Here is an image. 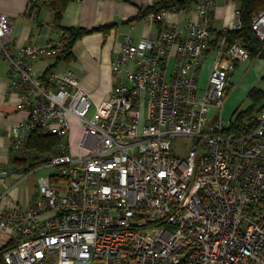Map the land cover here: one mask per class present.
I'll return each instance as SVG.
<instances>
[{
    "label": "built area",
    "instance_id": "obj_1",
    "mask_svg": "<svg viewBox=\"0 0 264 264\" xmlns=\"http://www.w3.org/2000/svg\"><path fill=\"white\" fill-rule=\"evenodd\" d=\"M216 3L199 0L200 20L184 32L125 36L103 102L71 67L36 72L61 55L62 30L20 44L0 13V59L24 113L11 130V188L41 168L58 170L39 178L31 204L0 208L6 264H264V107L253 124L223 117L232 73L252 59L226 36L211 47ZM235 15L230 29L239 30ZM252 28L264 42V8ZM37 132L59 142L40 152L30 146ZM177 137L187 138L186 156L176 155ZM15 170L0 165V183Z\"/></svg>",
    "mask_w": 264,
    "mask_h": 264
},
{
    "label": "crops",
    "instance_id": "obj_2",
    "mask_svg": "<svg viewBox=\"0 0 264 264\" xmlns=\"http://www.w3.org/2000/svg\"><path fill=\"white\" fill-rule=\"evenodd\" d=\"M156 0H70L63 11L61 25L93 29L103 27L107 31L96 30L79 38L72 50V58L68 61H57L56 57H45L36 65V72L41 75L51 64L59 67H71L80 77L82 87L89 92L92 99L106 101L110 97L115 83L114 71L111 65L113 57L121 50L124 38L132 37L134 43L143 39L156 37L162 30L176 27L184 32L187 29L188 20H200L195 7L186 11L166 10L163 20H151L150 15L155 12L144 13ZM30 0H0V13L6 14L13 26V37L20 44L38 42L46 43L57 35L59 30L54 24L55 11L49 6L32 9ZM237 5L233 0H217L212 9L210 27L214 30L230 28L235 20ZM162 11V10H161ZM255 62V66H252ZM238 65V64H237ZM211 62L207 60L203 66L202 78L205 79L210 71ZM237 67V66H236ZM254 68L264 73V59H252L247 67L236 68L232 73V84L228 91L223 114L226 117L240 109L246 108L251 102L242 107L239 96L236 95L237 86L244 77L245 68ZM250 68V69H252ZM9 65L0 59V165L14 166L10 162L11 130L14 123L24 116L19 111V96L9 91ZM256 86L248 82L240 94L249 93ZM259 87V85H257ZM3 183H0V208L15 204H31L38 195L37 182L23 194L18 187L11 188L18 178L17 170L14 171ZM8 240L7 236L0 232V246Z\"/></svg>",
    "mask_w": 264,
    "mask_h": 264
},
{
    "label": "trees",
    "instance_id": "obj_3",
    "mask_svg": "<svg viewBox=\"0 0 264 264\" xmlns=\"http://www.w3.org/2000/svg\"><path fill=\"white\" fill-rule=\"evenodd\" d=\"M31 1V0H30ZM237 8L241 12L242 28L236 29H223V30H212L214 33V40L211 42V47L223 36L227 37V43L231 44L235 41L241 42L250 52L251 59L257 57L264 59V42L260 40L255 34L252 28V18L254 15L259 13L264 8V0H233ZM70 0H34L30 5L32 9L41 8L44 5H49L54 11V24L59 30H62L65 38V45L61 55L57 56V61L55 64L60 63V61H68L72 58V50L75 42L81 38L83 35L92 33L96 30L107 31L106 28L99 27L93 29H82L75 27H64L61 25L62 14L67 7ZM199 3V0H156L155 3L146 9L144 13H159L161 10H176V11H186L188 12L194 8ZM229 91V90H228ZM249 98L251 104L246 108L240 109L233 114L234 125L240 124H253L257 118V113L264 107V104H260L261 99L264 98V90L253 88L249 92ZM59 138L57 136H46L39 132L35 133L33 136V141L31 142V147L39 150L40 152H45L51 150L57 143ZM10 247V243L5 246L0 247V264H6L4 261V253Z\"/></svg>",
    "mask_w": 264,
    "mask_h": 264
},
{
    "label": "rangeland",
    "instance_id": "obj_4",
    "mask_svg": "<svg viewBox=\"0 0 264 264\" xmlns=\"http://www.w3.org/2000/svg\"><path fill=\"white\" fill-rule=\"evenodd\" d=\"M259 58V57H257ZM256 59V58H255ZM252 60H250L249 62H245V63H239L237 65L236 68H240L241 66L247 67L250 62ZM252 66H255V62H252ZM252 68V67H250ZM250 68H245L244 70V77L243 79L240 81V85L237 86V88L235 90H237L236 95L239 96L240 99V103L242 105V107L248 105L251 100L249 98V93L244 92L243 95L240 96V94L243 92V89L245 88V85L248 82H251V86H256L255 89H261L264 90V73L261 76H258L259 72L256 69V67L250 69ZM257 85H259V87H257ZM96 102H100V100L95 99ZM260 104H264V98L261 99ZM144 116H145V112H144ZM232 113L229 115V117H226L225 115H223V117L225 119H229L230 117H232ZM187 138L185 137H177L174 140V145H175V151H176V155L177 156H186L187 154ZM58 170L56 167H47V168H41L39 170H37L36 172H34L27 180L22 181L21 183H19L18 190H22L23 194H25L26 190H28V188L30 189L32 187V185L37 182L39 180V178L41 176H46V175H50V174H54L56 173Z\"/></svg>",
    "mask_w": 264,
    "mask_h": 264
}]
</instances>
